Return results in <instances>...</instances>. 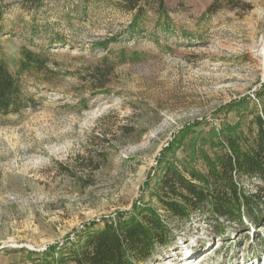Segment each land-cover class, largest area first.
I'll use <instances>...</instances> for the list:
<instances>
[{
    "label": "rangeland",
    "instance_id": "obj_1",
    "mask_svg": "<svg viewBox=\"0 0 264 264\" xmlns=\"http://www.w3.org/2000/svg\"><path fill=\"white\" fill-rule=\"evenodd\" d=\"M165 3L169 18L150 10L134 34L132 15L112 0H54L36 13L6 7L0 59L16 73L28 47L49 58L51 72L23 74L40 105L0 121V264H39L57 243L55 254H67L86 223L100 229L103 216L134 202L159 208L143 184L159 174L174 132L196 119L219 124L215 111L242 96L263 107L264 0ZM196 138L178 151L180 163L193 158ZM208 218V209L186 221L169 216L170 248L149 264H264V226L218 233Z\"/></svg>",
    "mask_w": 264,
    "mask_h": 264
},
{
    "label": "trees",
    "instance_id": "obj_2",
    "mask_svg": "<svg viewBox=\"0 0 264 264\" xmlns=\"http://www.w3.org/2000/svg\"><path fill=\"white\" fill-rule=\"evenodd\" d=\"M4 1L0 0V19L6 7L15 2L24 11L36 13L54 0ZM112 1L132 15L128 25L132 34L141 27L140 19L150 10L163 14L165 20L169 18L165 0ZM220 7L215 2L209 12ZM116 38L98 44L106 47ZM132 55L139 57L137 51ZM49 62L42 52L28 47L23 50L16 73L0 59V121L9 115L35 110L40 105L27 89L23 74L33 72L45 76L51 72ZM263 94L256 95L261 99ZM252 103L247 96L233 99L215 111V115L223 114L218 126L207 118L196 119L173 133L157 157L159 174L156 167L143 184V188L152 191L157 198L159 208L134 202L129 209L118 210L114 216H103L100 221L104 225L100 229L94 228L95 220L86 223L85 229L78 231L81 234L69 253L55 254L61 244L49 245L39 264H149L170 248L174 233L168 217L186 221L204 209L209 210L208 221L215 225L218 233H224L227 224L243 229L264 226V105L256 111ZM233 111L239 113L240 118L232 123L226 116ZM249 116L244 128L243 119ZM192 134H197L196 139L201 142L194 148L193 158H185L186 161L183 159L180 163L178 151ZM196 156L204 159V169L194 165ZM245 180H255L253 190L245 186Z\"/></svg>",
    "mask_w": 264,
    "mask_h": 264
},
{
    "label": "bare ground",
    "instance_id": "obj_3",
    "mask_svg": "<svg viewBox=\"0 0 264 264\" xmlns=\"http://www.w3.org/2000/svg\"><path fill=\"white\" fill-rule=\"evenodd\" d=\"M260 50L262 51V54L264 55V36L262 37V46L260 47ZM162 264H165V263L163 262Z\"/></svg>",
    "mask_w": 264,
    "mask_h": 264
}]
</instances>
